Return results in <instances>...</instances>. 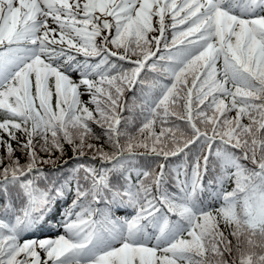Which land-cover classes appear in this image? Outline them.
Segmentation results:
<instances>
[{"label": "snow or ice", "instance_id": "6c2138e0", "mask_svg": "<svg viewBox=\"0 0 264 264\" xmlns=\"http://www.w3.org/2000/svg\"><path fill=\"white\" fill-rule=\"evenodd\" d=\"M237 259L264 264V0H0V264Z\"/></svg>", "mask_w": 264, "mask_h": 264}, {"label": "trees", "instance_id": "16d2710c", "mask_svg": "<svg viewBox=\"0 0 264 264\" xmlns=\"http://www.w3.org/2000/svg\"><path fill=\"white\" fill-rule=\"evenodd\" d=\"M73 79H78V76L77 75H73ZM146 79H151V74H149L148 77H146ZM139 94V93H138ZM84 96L86 97H81L82 100H88L89 97L87 96V94H85ZM93 127L97 130V131H100V129L98 128V126L96 125H93ZM157 130H158V127H157ZM96 143H99V142H96ZM65 154H64V157H63V160L60 161V164L62 165L61 169H60V173L58 174H64V173H67L71 168L75 167L76 163H77V159L76 157L74 156L72 150H71V147L68 146V145H65ZM105 150H108L107 148ZM87 159V157L85 158ZM170 159L173 161V162H176V158L175 157H170ZM66 162V163H65ZM41 167L45 168V169H49L51 168L52 166L51 165H42ZM135 177V173H133V178ZM232 187H234V184L232 183H229L227 186H226V189L228 191H231ZM101 207H103V205H101ZM131 210L129 209L128 212H130ZM61 212H62V209H61ZM126 213L124 211H120L118 213H116V215L118 216H123L125 215ZM60 219V216L59 214L56 215V217L54 219H51L49 220L46 224L43 225L42 228H40L39 231H33L32 233H30V237L31 238H42L43 236H49V237H55L58 233V221ZM59 231L62 232V228L59 229ZM237 264H238V259H237Z\"/></svg>", "mask_w": 264, "mask_h": 264}, {"label": "rangeland", "instance_id": "374dc122", "mask_svg": "<svg viewBox=\"0 0 264 264\" xmlns=\"http://www.w3.org/2000/svg\"><path fill=\"white\" fill-rule=\"evenodd\" d=\"M82 97H86V96H82ZM49 236L43 237V238H48Z\"/></svg>", "mask_w": 264, "mask_h": 264}]
</instances>
